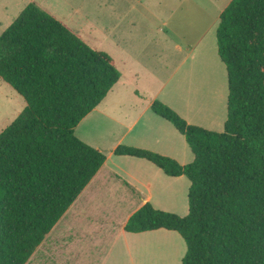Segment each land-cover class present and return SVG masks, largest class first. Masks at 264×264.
Returning <instances> with one entry per match:
<instances>
[{
	"label": "trees",
	"instance_id": "1",
	"mask_svg": "<svg viewBox=\"0 0 264 264\" xmlns=\"http://www.w3.org/2000/svg\"><path fill=\"white\" fill-rule=\"evenodd\" d=\"M227 75L222 131L188 123L160 100L151 110L181 133L193 160L119 144L190 182L185 215L143 203L124 230H174L181 264H264V0H231L219 15ZM0 77L25 106L0 131V264H25L105 160L74 129L120 77L113 58L27 3L0 34Z\"/></svg>",
	"mask_w": 264,
	"mask_h": 264
},
{
	"label": "crops",
	"instance_id": "2",
	"mask_svg": "<svg viewBox=\"0 0 264 264\" xmlns=\"http://www.w3.org/2000/svg\"><path fill=\"white\" fill-rule=\"evenodd\" d=\"M100 1L99 17L75 11L72 18L46 9L89 46L108 53L120 77L74 129L79 139L103 152L105 160L35 251L45 248L48 253L61 242L82 256L97 245L93 238L107 234L97 264H181L186 244L178 232L164 228L128 232L124 224L145 202L185 215L188 178L168 176L146 159L116 155L113 150L124 144L174 158L180 164L193 160L185 137L151 110L156 99L190 124L213 131L224 126L225 112L218 111L209 98L218 90L224 68L204 53L203 40L231 0H117L113 2L126 6V14L116 25L104 17L107 0ZM157 5L175 6L161 18L158 29ZM203 5L219 9L213 13ZM79 221L90 229L79 228ZM79 246H83L81 251Z\"/></svg>",
	"mask_w": 264,
	"mask_h": 264
},
{
	"label": "rangeland",
	"instance_id": "3",
	"mask_svg": "<svg viewBox=\"0 0 264 264\" xmlns=\"http://www.w3.org/2000/svg\"><path fill=\"white\" fill-rule=\"evenodd\" d=\"M33 1L37 6L42 8L43 10L52 11L53 13H59L63 16H66L70 14L72 18L75 16V11L77 14H82L83 11L90 12L92 15L99 17L101 14V11L99 9V5H101L100 0H31ZM29 0H0V34L1 32L14 20V18L20 13V10H22L25 5L29 2ZM113 1L117 0H107V13L105 14V19L109 23H120L121 22V16H124L126 13H124V9L126 6L118 5L114 3ZM205 7V9H209L210 12L216 13L217 9H219V6H202ZM175 6L173 5H157L156 6V28H162L161 25V18L167 17L170 13V11H173ZM46 9H49L46 10ZM218 24V23H217ZM217 24L215 25L214 29L212 30V33L210 35H207L205 39L203 40V45H205L204 53L208 55L210 58L218 59L220 63L222 64V70L224 68V71L220 72V79L221 82L218 86V90H215L209 96L211 99V103L217 107L218 111H220L222 114L225 112L226 116V98H227V88H226V71L225 66L221 62L220 58H218L217 54V47H216V41H215V31L217 28ZM211 34H212V41H211ZM210 37V38H209ZM204 49V48H203ZM102 50V49H99ZM25 106V101L23 97L16 92V90L11 87L8 83H6L1 77H0V131L9 124L23 109ZM223 127L219 128L217 131H222ZM215 131V130H214ZM188 180V179H187ZM189 182V181H188ZM189 186V185H188ZM188 186L187 191L185 192V197L187 198L188 193ZM187 210H188V201H186ZM77 226L79 228L86 227L90 229V227L83 223L82 221H79ZM94 244L90 246V252L86 253L82 256H77L75 253L76 250H70L69 246L63 245L61 242L58 243L57 249L48 250V253L45 252L44 249H38L34 250L35 252L29 257L27 262L25 264H97L99 261V258L101 257V253L108 241V235H104L103 237L99 239H92ZM83 246H79V249L81 251ZM88 250V249H87Z\"/></svg>",
	"mask_w": 264,
	"mask_h": 264
},
{
	"label": "bare ground",
	"instance_id": "4",
	"mask_svg": "<svg viewBox=\"0 0 264 264\" xmlns=\"http://www.w3.org/2000/svg\"><path fill=\"white\" fill-rule=\"evenodd\" d=\"M210 101H211V99H210Z\"/></svg>",
	"mask_w": 264,
	"mask_h": 264
}]
</instances>
